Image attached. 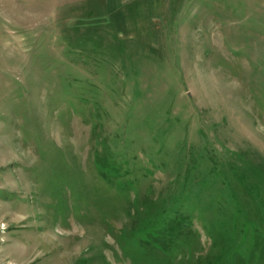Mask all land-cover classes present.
<instances>
[{
    "label": "rangeland",
    "instance_id": "rangeland-1",
    "mask_svg": "<svg viewBox=\"0 0 264 264\" xmlns=\"http://www.w3.org/2000/svg\"><path fill=\"white\" fill-rule=\"evenodd\" d=\"M107 2L0 0V264H264V0Z\"/></svg>",
    "mask_w": 264,
    "mask_h": 264
},
{
    "label": "crops",
    "instance_id": "crops-1",
    "mask_svg": "<svg viewBox=\"0 0 264 264\" xmlns=\"http://www.w3.org/2000/svg\"><path fill=\"white\" fill-rule=\"evenodd\" d=\"M112 1L115 2L114 7H112V9H113L112 12H119L120 11V8H119L118 4H116V2L119 1L120 3H124L125 5H127V7L125 8V10L127 12L129 11V13H131V17H134V15H133L134 9L133 8H135L136 3H140V4L143 5V0H108L107 3L110 4V2H112ZM159 1L164 3L167 0H146V2L153 3V5H152L153 9L156 8L157 2H159ZM128 28H131V27L128 26Z\"/></svg>",
    "mask_w": 264,
    "mask_h": 264
}]
</instances>
